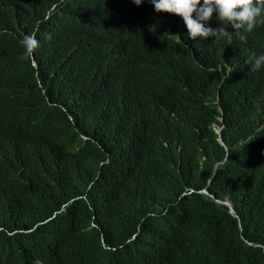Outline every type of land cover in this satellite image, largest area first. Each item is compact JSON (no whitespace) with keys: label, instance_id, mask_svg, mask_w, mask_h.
Returning <instances> with one entry per match:
<instances>
[{"label":"trees","instance_id":"trees-1","mask_svg":"<svg viewBox=\"0 0 264 264\" xmlns=\"http://www.w3.org/2000/svg\"><path fill=\"white\" fill-rule=\"evenodd\" d=\"M49 1L0 0V264H264V81L219 69L260 49L189 39L144 0L148 42L133 23L95 30L139 90L114 112L117 84L79 80L94 33L68 42L52 20L76 4L47 19Z\"/></svg>","mask_w":264,"mask_h":264},{"label":"clouds","instance_id":"clouds-1","mask_svg":"<svg viewBox=\"0 0 264 264\" xmlns=\"http://www.w3.org/2000/svg\"><path fill=\"white\" fill-rule=\"evenodd\" d=\"M73 1L76 4V16H58L53 18L52 22L60 28L61 36L72 44L79 36L85 37L94 33L96 40L93 43V49L81 56H75L81 70L79 80L88 82L97 93L107 92L108 85L111 83L117 84L115 87L118 93L117 100L111 107L114 112L122 110L138 98L139 90L129 85H119V78L124 70L121 52L107 51V45L97 41L100 37V29L95 30L103 25L115 36L128 24L133 23L138 36L137 43L142 44L150 40V35L155 32L157 26L144 22V16H146L142 8L144 0ZM49 2L51 5L46 11L47 19L53 15L60 0ZM149 2L152 12H168L180 16L187 28L189 39L212 37L219 40L225 37V41L233 48L245 50L257 47L260 49L246 57L230 49L219 65V69L228 71L233 80L245 85L252 81H264V46L262 44L264 0H149ZM210 19L219 21L220 26H209ZM166 34L167 38L173 39L175 43L182 40L179 32L171 34L169 30ZM21 43L25 48V54L28 55L38 42L32 35H25ZM43 62L45 67H56L54 63L47 60ZM217 133L220 134L221 130ZM219 141L224 144L222 138H219ZM203 192L209 193L206 189ZM233 207L236 209L234 202Z\"/></svg>","mask_w":264,"mask_h":264},{"label":"water","instance_id":"water-1","mask_svg":"<svg viewBox=\"0 0 264 264\" xmlns=\"http://www.w3.org/2000/svg\"><path fill=\"white\" fill-rule=\"evenodd\" d=\"M221 202V201H220ZM223 203H225L226 205H228L231 208V212H234V207H233V201L230 199L225 200Z\"/></svg>","mask_w":264,"mask_h":264}]
</instances>
